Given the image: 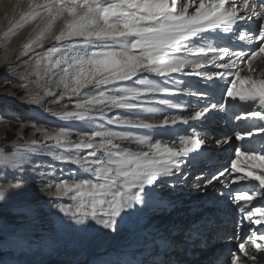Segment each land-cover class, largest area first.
Listing matches in <instances>:
<instances>
[{
    "label": "snow or ice",
    "instance_id": "6c2138e0",
    "mask_svg": "<svg viewBox=\"0 0 264 264\" xmlns=\"http://www.w3.org/2000/svg\"><path fill=\"white\" fill-rule=\"evenodd\" d=\"M194 11L189 12L190 8ZM253 17L262 21L253 35V30L247 28L239 31L240 21H249ZM37 19L44 21L45 26L37 36L24 45V54L33 50V45L43 48V42L49 38L55 45L35 61L37 75L43 65L46 76H58L57 87L62 86L63 92L59 99L78 97L74 110L53 113L62 120H76L91 123L92 113L98 112L102 117L105 110L124 109L137 110L141 113L155 114L160 109L146 107L142 98L169 90L161 87L158 81L141 77V73L154 74L157 77H171L174 73H182L185 69H202L205 65L230 70V72L211 71L195 73L204 76L206 81L204 96L213 93L219 86V81L226 75L234 78L224 91L231 101L247 105L243 115L232 113V118L243 121L250 117L264 121V73L258 78L251 75L255 69L252 61L264 54V0H29L28 11L21 15L20 22L3 34L7 39L14 35V28H22L25 24ZM63 21L59 33H55L57 21ZM237 30L240 41L257 40L258 50L250 54L243 51H230L228 47L218 44L192 48L205 39L201 34L221 30L222 33ZM199 37L198 40L193 38ZM211 53L209 58L208 53ZM187 53V56L182 55ZM248 56L249 74L241 76L240 64ZM195 58H189V57ZM227 58V62L216 63ZM134 78H136L134 80ZM133 81L136 86H120L121 82ZM247 84L246 89L241 85ZM27 87V85H22ZM51 95L50 91L45 92ZM32 103H40L38 96L31 97ZM160 105L169 104L168 100L157 101ZM224 109L227 105L211 103L205 105L194 114L184 116H164L159 123L150 122V117L137 115L135 118L117 116L110 118L108 123L126 125L132 128L155 129L174 126L177 123L187 124L189 120H207L212 110ZM19 121V117H13ZM22 122V121H21ZM43 134L45 141H54L53 159L64 163L77 165L92 178H76L48 182L44 186L51 196L69 197L74 203H58L60 213L75 225L83 226L84 230L92 228V223L102 229L117 231L118 217L128 210L136 209L143 212L154 205L162 209L174 207L173 201L157 200L155 188L147 186L166 183L162 178L172 177L180 171L181 164L186 160L191 162L203 155L200 151L206 141L194 135L179 137V145L150 135H134L129 132H118L103 124L93 130L83 132L78 142L73 143L70 133L65 127L49 132L45 128H37ZM264 135V124H260L255 133L251 128L236 131L235 140L244 141L246 137ZM232 137H227L218 144H230ZM129 141L136 145L122 147L117 142ZM40 142L32 139L27 142V152L22 154V163H29L28 153L43 152V147L37 148ZM63 149L59 153L55 148ZM89 150L87 155H80L82 150ZM243 158V161H242ZM8 159L7 156L4 157ZM259 162V163H256ZM242 163L248 164L245 168ZM43 163H33L32 171L43 182L47 173ZM51 169L52 165H47ZM20 171H24L23 168ZM3 172L6 180L7 172ZM231 177V183L245 187L237 188L232 196L233 202L250 223L264 225V147L235 148V158L230 167L224 168L210 177H197V185L207 188L219 182L225 175ZM177 183H183L177 177ZM248 182H255L249 189ZM54 189V191H53ZM30 188L22 180L15 184L5 182L0 184V205L11 209L18 217L36 218L39 210L34 206ZM261 206H256L253 201ZM246 205L250 207H245ZM3 215V213H0ZM210 218L203 220L197 226H189L183 241H202L203 231ZM259 231V229H258ZM15 238V233H8ZM165 249L179 247L181 241L161 236ZM259 241V242H258ZM264 233H253L247 241L238 244V253H231L230 264H264V255L259 258L256 252L264 254ZM247 259H244V258ZM160 264H173L172 261H162ZM182 264V262H178Z\"/></svg>",
    "mask_w": 264,
    "mask_h": 264
},
{
    "label": "bare ground",
    "instance_id": "6f19581e",
    "mask_svg": "<svg viewBox=\"0 0 264 264\" xmlns=\"http://www.w3.org/2000/svg\"><path fill=\"white\" fill-rule=\"evenodd\" d=\"M259 2L260 0H257V3ZM28 4L29 0H15L13 5L9 6L11 7L9 8L10 14L14 17L13 24L11 25L12 28L14 25L20 22L21 15L28 11ZM1 6L2 5H0V13L2 8ZM194 8L195 5L193 8L189 9V12L194 11ZM261 22L262 21L258 20L256 17H253L251 20L241 23L242 27L239 29V31H244L247 28H251L253 30V35H255ZM44 26V21L37 19L34 22L25 24L22 28H14L15 34L11 35L9 40V37L7 39L3 38V34L6 32L4 29L6 26L4 28H0V66L2 64H6L8 66L7 70H14L12 73H9L11 76H7L2 80L0 98L9 99L13 102H19L22 104L31 103V97L38 96L40 103L34 104L36 105L42 103L43 106H45V109H51L50 102L52 99H50V96L42 92L41 94V88L33 85L29 79H23L25 75H23L24 71H22V67H19L21 63L17 68H15L16 66H13L15 63L14 61H17L18 58L23 59L31 56L33 57V53L41 49L40 47L33 45V50L29 51L27 55L24 54V45L32 41L37 36L40 29H42ZM62 27L63 21H57L54 29L55 33L58 34ZM201 35L204 36L205 39L200 41L198 45L192 44L190 47L206 48L210 44L213 46L218 44L221 47H228L230 51H243L246 54H250L253 51L258 50V47L260 46V42L255 39L251 42L247 40L240 41L238 39L235 26L233 27V32L231 33H222L221 30L218 29L215 32L204 33ZM193 39L199 41V37ZM52 40L53 39L51 38L45 40L43 42V47L47 46ZM182 55L187 56V53H182ZM208 55L210 58L211 53L209 52ZM189 58L195 57L193 56ZM247 59L248 56L246 55L244 58V63L240 64L242 77L249 74ZM27 62L29 64V61ZM223 62H227V58H225L223 61H217L216 63L218 64ZM252 67L255 69V71L251 73L253 78H258L262 73H264V54L257 56L252 61ZM211 71L230 72V70L217 68L215 65H205L204 68L195 70V73H205ZM195 73H193L192 69H185L184 72L174 73L171 77H157L150 73L139 74L141 77H147L149 79L158 81L161 87H166L169 90L166 93H157L153 96H146L142 98V102L145 103L146 107L160 109L161 111H157L155 114H150L141 113L137 110L129 111L120 109L116 113L110 114L109 111L105 112L102 117L98 112H94L92 113V122H88L90 128L83 131L90 132L100 124H103L105 127H110L114 131L129 132L140 136L150 135L149 132L152 131L151 133H155L151 136L153 140L162 139L170 144L175 142L177 146L179 145V137L185 134L194 135L205 139L206 143L200 150L203 155L202 161L199 164L196 163L197 158L191 162L186 160L181 164L180 171L177 173V175L162 178L166 181V183L161 184L158 181L156 185L147 186L145 189L147 192L149 188H155L157 200L162 198L165 202L173 201L175 206L162 209L161 207L154 205L152 208L146 211L137 212L136 209L142 208L141 205H137L136 209L129 210V214L135 222V226L138 225V232L132 236H117L114 239H110L106 246L103 248L101 247V249L97 250L96 253L89 255L88 258H79L74 261H71L70 259L68 261L56 254L52 256H46L48 251L46 250L43 253L45 260L41 257H33L29 264H90L94 260L95 256L110 255L113 250L117 249H120L122 253L128 252L130 255H133L136 253L140 254L142 252H147L148 248H154V254L156 255L160 252V249L164 248V246L160 244V248L156 247L152 236L149 235V230L147 227L152 226V228H163L167 225H171L173 228H176L179 225L178 229L182 230L181 232L179 230L177 236L174 238L175 240L181 241L180 246L177 247V249H184V252H186V257H177V260L175 259L176 264H178V262H182V264H189V260H192L193 263L191 264H230L231 253L239 254L238 244L240 242L247 241L254 232L257 233V235L264 233V225H256L245 219L244 214L239 211L238 205L233 202L232 196L228 195L230 192L234 193L237 188L245 187L243 183L234 185L231 183V177L227 174L224 177H221L218 183L214 182V185L208 186L207 188L198 187L196 181L197 177L204 178L210 177L212 174L218 175V173L223 171L224 168L230 167L231 161L235 158V148H255L256 150H260L262 147H264V135L246 137L244 141L235 140L234 136L231 135V133H235L236 131H241L242 129L247 128H251L255 133L256 128L260 124H264V121L252 117L243 121H237L232 118L233 112L243 115V108L247 107V105H241L239 102L231 101L230 98L226 96L224 89L231 86L230 81L234 78L233 76L230 74L226 75L219 81V86L214 88L212 94L209 96H204L203 93L205 91V85L208 82L204 76ZM135 79L136 78H134V80ZM131 82L133 81L121 82L120 86H127L126 84L132 85ZM22 85H27V87H23ZM247 87V84L241 85L242 89H246ZM161 99L168 100L169 104H158L157 101ZM48 100L51 101L48 103ZM211 103L226 104L227 109L226 111L219 108L212 110L208 115L207 120L198 121L190 119L187 124L177 123L174 126H168L166 128L140 129L132 128L126 125L108 123L110 118H115L117 116H120L121 118L125 116H131L135 118L137 115L143 116L145 118L150 117V122L159 123L164 118V116H191L194 114L195 110H199L205 105H210ZM13 117L14 116H9L6 112H0V142L3 141L7 135L15 133H17L18 138L24 142L19 143V149H11L10 146L4 148V150L0 148V170L10 168L11 172L13 173H10L11 175L7 173L5 180L2 174L3 172H0V175L2 174L0 177L3 178L0 179L5 183L12 181L10 177L14 178L16 175H19L18 177L20 178L24 177L23 175L26 174L28 177L23 180H18L24 181L25 185L30 188L32 193L30 198L32 199L34 206L39 210V216L42 215V217L39 218L37 216L36 218H32V226H37L34 229L32 226H28L29 223L25 221V218L18 216H15L11 219L10 227L14 231H18V233L21 235L31 236L33 230H38V232H36L38 235L37 238L42 239L43 237L48 238L52 236L56 239V234L54 233L55 230L53 231L54 226L52 224V220L50 219L52 213H49L50 208H48L51 206V200L55 197L51 196L47 190H44L45 184H43L42 181L37 177L36 172L31 170L33 163H43L45 165L46 163L48 164V162L54 160L52 158L53 153L49 152L48 149L54 148L55 144L52 143L53 145H48L52 141H45L43 134L36 131L37 128H45L44 125L37 123L34 124L35 120L31 117H28V119L27 117H20L19 121ZM222 126H227L228 130L221 129ZM30 131L31 136L27 140H24L27 133ZM82 133L79 132L77 134L78 140L80 134ZM36 135H38V137H36ZM227 137H232L230 144L217 143V141H221ZM32 139L40 142V144L36 146L37 148L47 145V147H45L47 151L45 156H38L34 162L31 161L25 165H22L19 160L17 161L18 156L27 150V142ZM78 140H73L72 142L75 143L78 142ZM117 142L121 143L122 147H131L133 150H136V145L129 141ZM17 150L20 152L19 155L11 156L12 153ZM55 152L59 153L60 149L56 147ZM87 153H81V155H87ZM5 156L10 159H7L9 161L8 164L5 163ZM242 166L247 168L248 164L242 163ZM21 168H23L24 171H20ZM182 173L184 174V179H180V175H182ZM177 177H179V179L184 182L177 183ZM253 183L255 182H248L246 187L250 189ZM207 193L209 194L205 196ZM259 200H261V198L257 197L256 200L253 201V204L256 206H261L259 203H257ZM43 207H47V210H43ZM245 207L250 206L246 205ZM3 208L4 206L1 205L0 210ZM206 209H209L210 213L207 216H204L207 218L202 219V214ZM209 218L210 222L203 231L202 241L199 237H197L195 241L182 240V237L187 233L189 226H197L201 224L203 220H207ZM164 235L170 239L171 233L169 231ZM172 238L173 237L171 236V239ZM6 239L7 240L5 243L8 248L15 246V243L12 242L14 239L12 241H10L8 238ZM53 245L54 244L51 242L50 247H53ZM141 247L143 248L142 250ZM254 254L257 256L258 261L259 258L264 255L258 252ZM6 255L7 256L0 258V264H23V262L17 258V254H15L16 258L11 257L10 253H7ZM188 256H190L191 259L189 258L188 260ZM244 259L247 258L245 257ZM158 263L160 264V262Z\"/></svg>",
    "mask_w": 264,
    "mask_h": 264
},
{
    "label": "rangeland",
    "instance_id": "374dc122",
    "mask_svg": "<svg viewBox=\"0 0 264 264\" xmlns=\"http://www.w3.org/2000/svg\"><path fill=\"white\" fill-rule=\"evenodd\" d=\"M14 1L15 0H0V5H2L1 13H0V28H4L6 26L4 28L6 32L10 28H12L11 25L13 24V21H14V17L10 14V9H9L11 8L9 6L13 5ZM10 36L8 40L11 38ZM54 45H55V41L52 40L47 46L33 53L34 55L33 57L31 56V57H27L23 59L18 58L19 59V60L17 59L18 62L15 60L14 61L15 63L13 64V66L14 67L16 66L15 68H17L19 64L21 63L19 67L20 68L22 67L21 69L22 71H24L23 75L25 76L23 79H29V81L32 82L33 85L40 87L41 88L40 93L41 92L45 93L46 91L51 92V95L49 96H50V99H52V101L48 100V103L51 101L50 102L51 109H45V106H43L42 103L36 104V105L32 102L21 104L19 102H13L9 99L0 98V112L2 113L6 112L9 116H14V117H19V118L27 117L28 119V117H31L32 119L35 120L34 124L37 123V124L44 125L45 128H47L49 132L53 130H58L60 127H65L70 133L71 141L73 140L76 141L78 140L77 134L79 132L82 133L84 130H87L88 128H90L89 123L76 121V120H68V121L62 120L59 118V116L53 115V113H57V112L61 113L66 110H74V104L76 100L78 99V97H73L71 99H69L68 97H65L64 100L61 101L59 97L63 92V88L62 86L57 87L59 77L58 76H52V77L46 76L43 71V65H41L39 69L40 75H37V67H36L35 61L40 58L37 56V53H39L42 56L49 47H52ZM27 61H29V64ZM7 68L8 66L6 64H2L0 66V88L2 85L1 82L3 78L7 76H11L9 73L10 72L12 73L14 71V70H7ZM131 84L133 86H136L134 82H131ZM126 85L132 86L130 84H126ZM118 110L120 109H112L110 111L105 110V112L109 111L111 114V113L118 112ZM221 129L228 130V127L222 126ZM151 132H149L150 136H152V134H155ZM231 135L234 136L235 133H231ZM30 136H31V131L27 133L24 140H27ZM36 137H38V135H36ZM23 142L24 141H21V139L18 138L17 133L10 134V135H7V137L3 141L0 142V148L4 150V148H7L10 146L11 149H19V143H23ZM52 143L55 144V142L52 141L48 145L50 144L53 145ZM46 151L47 149L44 148L43 152L33 151L32 153H28V159H31L29 161L34 162L36 157L41 156V155L45 156ZM61 151H64V150L60 149V152ZM87 151L88 150L85 149V150H82L81 153L84 154V153H87ZM26 152L27 150L24 151V153ZM19 153L20 152L18 150L14 151L11 156H15V155L18 156ZM22 154L18 156L17 161L19 160V162L23 165ZM8 160H5L6 164L9 163ZM47 165H52L51 169H49ZM44 168L45 169L43 170L47 173V175L45 177V180L42 182L43 184H46V182L47 183L52 182L54 184L56 182H59L60 180H69L70 178L72 179L92 178L90 174L82 172L77 165H74L71 163H64L61 161L52 160L51 162H48V164L46 163ZM4 171H7L8 174L10 173L13 174L10 168H6ZM183 175H184L183 173L182 175H180V179L184 177ZM18 176L19 175H16L14 178L10 177L12 181H9V182H12L15 184L18 179L23 180L26 177H28L26 174L23 175L24 177L19 178ZM0 183H4L3 180H1ZM208 194L209 193L205 194V196H207ZM50 203H51V206H49L48 208H50L49 213H52L50 216V219L52 220V224L54 226L53 231L55 230L54 233L56 234V239L53 238L52 236L48 238L43 237L42 239L37 238L38 235L36 234V232H38V230H33L31 233V236L19 234L18 231H14L10 227L11 219L17 215L11 209L7 207H4L2 210H0V213H3V215H0V258L7 256L6 255L7 253H10L11 257L16 258L15 254H17V258L21 260L23 264H27V263L29 264V262L32 260L33 257H41L45 260L43 253L46 250H48L46 256H52L56 254L62 258H65L68 261L70 259L71 261H74L79 258H88L89 255L96 253V251L101 249V247L103 248L104 246H106V244L108 243L110 239H114L117 236H120V237L121 236H125V237L132 236L133 234L138 232V225L135 226V222L130 216L129 210L128 212L122 213L121 217L117 218L118 220L117 231L115 232L102 229L99 225H95L94 222H91L93 225L92 228L88 230H84L83 226L75 225L73 222L68 220L64 216L63 213H60L57 208L58 203H65L69 205L73 204L74 202L71 199H69V197H55L51 200ZM46 208L47 207H43V210H47ZM209 213H210L209 209L204 210L202 214V219L207 218L204 216H207ZM39 214L40 212H38V217L39 218L42 217V215L39 216ZM32 220L33 219L31 217L25 218V221L29 223L28 226H32ZM36 227H33V229ZM147 228L149 230V235L152 236L153 241L157 248H160L159 246L160 244H162V241H161L162 235L165 236L164 234H167L170 231L171 236L173 237L172 239H175L174 237L177 236V233L179 232V230L180 232L182 231L181 229H178L179 225L176 228H173V226L171 225L164 226L163 228L161 227L152 228V226L147 227ZM10 232L15 233L14 241H12L13 238L8 237V233ZM171 236H170V239H171ZM6 238L10 239V241L15 243V246L13 247L11 246V248L10 247L8 248L5 243V241L7 240ZM51 242L54 244L53 247H50ZM142 249L143 248L141 247V250ZM147 250H148L147 252H142L140 254L136 253V254L130 255V253L128 252L122 253L120 249L119 250L117 249V250H113V252L110 253V255L95 256L94 260L90 264H159L158 262H162L166 260L172 261L173 264H176L175 261L177 260L176 259L177 257L179 256L184 257V258L186 257L185 255L186 252H184V249L178 250L177 247H173L172 249H169V250H166L164 247L163 249H160V252L157 253L156 255L154 254V248H148ZM189 258L190 256H188V260ZM191 263H193L192 260H189V264Z\"/></svg>",
    "mask_w": 264,
    "mask_h": 264
}]
</instances>
